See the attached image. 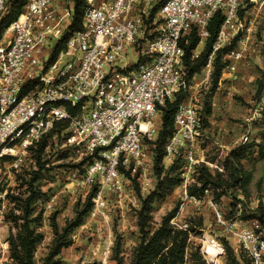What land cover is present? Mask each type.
<instances>
[{
	"label": "built area",
	"instance_id": "obj_1",
	"mask_svg": "<svg viewBox=\"0 0 264 264\" xmlns=\"http://www.w3.org/2000/svg\"><path fill=\"white\" fill-rule=\"evenodd\" d=\"M10 1L0 0V184L5 164L23 166L31 156L36 165L32 152L57 124L67 122L60 147L76 160L89 158L81 177L90 187L98 183L92 200L99 210L104 188L122 196L123 170L136 171L147 162L146 140L159 133L161 108L177 93H189L181 41L194 29L206 40L210 21L221 12L225 19L207 63L210 68L215 52L230 44L231 30L242 27L239 9L244 0H87L82 29L72 32L56 54L54 48L69 32L73 1L28 0L3 28ZM153 24L156 28L148 32ZM246 51L243 47L227 54L224 68L234 70ZM131 56L145 61L130 69ZM201 122L200 108L186 99L176 111L175 132L165 147L167 157L183 156L182 187L186 198L199 204L206 202L210 190L203 199L189 196L188 185L197 183L193 176L200 166L224 172L227 157L197 155L205 138ZM249 141L247 134L241 144ZM5 196L0 191V198ZM208 202L223 236L238 244L250 264H264V231L239 226ZM2 218L0 212V223ZM210 242L219 249L221 263L223 243Z\"/></svg>",
	"mask_w": 264,
	"mask_h": 264
},
{
	"label": "rangeland",
	"instance_id": "obj_2",
	"mask_svg": "<svg viewBox=\"0 0 264 264\" xmlns=\"http://www.w3.org/2000/svg\"><path fill=\"white\" fill-rule=\"evenodd\" d=\"M57 1L63 3L65 0ZM239 19L242 27L231 30V41L239 38L237 50L246 47L243 60L234 70L228 71L224 68L215 92H212V64L210 68L204 66L190 82L187 101L200 108L201 116L205 114L207 104L212 109L208 117V126H202V131L208 139L200 140L197 152L199 157L216 160L220 155L227 156L242 145L243 136L249 134L248 143H251L255 139L260 141L258 134L264 132V96L259 99L258 95V81H264V0L254 2L244 0L239 9ZM155 28L154 24L148 25V32H153ZM243 41L248 42L246 46L241 44ZM204 45L205 40H201L195 55L203 51ZM138 47L136 45L135 51ZM137 62L136 56H131L128 61L131 67ZM157 136L152 141H155ZM146 147L149 153L147 162L136 171H129L131 179L125 174L126 189L122 196L118 197L117 194L104 188V206L96 210L95 204L93 205L83 224L72 233V245L62 250L60 264H118L117 258L122 259L124 264L130 263L134 249L140 242L138 228L140 199L149 195L157 183L153 148ZM64 153L67 155L63 157ZM30 158L31 156L25 160L23 166L19 163L16 166L14 161H10L2 167L0 186L6 191V195H19L18 187L22 180L29 179L31 172L38 171V166L31 164ZM83 160H76L73 154L62 150L55 140H52L49 148L45 150L43 161H47V164L36 184L42 191V196L36 205V213H42L38 230L42 232L44 239L37 246L35 264H44L54 238L50 225L51 215L56 214L59 226L64 227L67 222L75 218L89 194L97 187L100 188L98 183L90 187L83 182L81 170L86 167L89 159L79 166ZM174 160L173 157L165 156V168L170 167ZM242 164L248 179L246 178L240 187L229 188L218 203L213 200L211 191L204 203L199 204L192 198H186L182 184L167 198L154 203L153 229L160 225L165 215L179 205V211L172 223L191 230L186 264H195L196 254L209 264L204 252L207 258L212 254L209 253L211 251L207 249L206 243L211 240L222 243V239H226L215 221V210L209 200L217 204L218 208L226 213L228 219L239 226L264 231V223L257 219H247L254 213L259 216L263 213L264 217V159L255 152L252 159ZM76 169L79 170V174H74ZM21 190L23 192L25 189L21 188ZM22 197L26 198L27 194ZM13 207L14 203L7 196L0 198V212L3 215L0 223V264L10 261L8 238L11 233L17 232L11 219H6ZM228 242L237 259L244 264L243 261L247 258L238 244L232 239ZM227 263L225 252L221 263L218 264Z\"/></svg>",
	"mask_w": 264,
	"mask_h": 264
},
{
	"label": "trees",
	"instance_id": "obj_3",
	"mask_svg": "<svg viewBox=\"0 0 264 264\" xmlns=\"http://www.w3.org/2000/svg\"><path fill=\"white\" fill-rule=\"evenodd\" d=\"M27 1L28 0H11L9 2L8 12L2 24L3 28L8 27L9 24L19 16ZM72 1L73 17L69 26V32H67L58 45H56L54 54H56L60 48L64 47L72 32L82 29L84 12L88 7V1ZM162 3L163 2H161L159 6ZM157 9L158 6L151 11V22L154 19ZM240 16H242V13ZM224 19V15L221 12L214 15L208 25L209 37L205 40L204 49L198 57H195V51L201 43V38L195 29L181 41V46L184 49L183 63L189 84L193 77L199 74L202 68L207 65L209 57L213 53V44L218 38ZM238 40L239 38H234L229 45L215 52L212 61L213 72L211 74L213 85L212 92L216 91L220 78L222 77L225 67L224 57L236 49ZM144 61V58L140 57L138 62L130 69L138 68ZM258 95L259 99L264 96V82L262 80L258 81ZM187 96L188 93L181 91L175 95L172 101H167L165 103L161 108V128L156 140H146L148 146L153 148L154 173L157 177V183L155 189L149 195L141 197L140 199L141 207L138 211L140 242L135 247L129 264H186L191 230L190 228H182L172 223L179 211V205H176L172 211L162 218L160 225L156 229L152 227V212L155 202L167 198L175 188L180 186L183 182L180 171L184 163L183 156L175 158L173 164L168 168L164 166V158L166 156L165 147L175 132L174 118L176 111L180 104L186 100ZM73 111L75 112L76 110ZM204 113L201 124L203 127H207L208 117L212 113L210 105L207 104L205 106ZM67 127V122L57 124L49 136L38 144V148L32 152V159L36 162L38 171L31 172L29 179L25 178L22 180L20 187H18L19 195H6L7 198L11 199V202L14 203V207L10 210V213L7 214L6 219H11L10 221L14 223L17 232L16 234L11 233L8 238L10 261L5 264H35L37 246L44 239V235L38 230L42 221V213H36V205L42 196V191L36 184L40 180L42 172L47 164V161H43L46 148L50 146L52 140H55L56 135L59 140L55 141L61 143L63 140L61 134ZM258 137L260 141L255 139L251 143L242 144L227 155L224 162L223 173L218 171L213 173L207 167L200 166L197 175H195L197 183L191 184L188 187V195L196 197L197 199H203L205 190L209 189L212 192L213 200L218 203L222 197L226 195L229 188L240 187L242 182L246 178L248 179L242 163L252 159L255 152H257L261 159H264V132L258 134ZM66 155L67 154L64 153L63 157ZM88 159L89 158L83 160L79 166L84 164ZM84 171L85 169L81 170L82 173H84ZM123 171L131 179L130 172ZM133 180H135V178H133ZM21 188L25 190L21 192ZM136 189L139 191L137 185ZM0 191H4L1 186ZM93 191L89 194L81 210L77 211L75 218L67 222L64 227L61 228L59 226L56 214L51 215L50 225L53 230L54 238L50 250L44 259V264L61 263L59 258L62 250L72 245V233L83 224L84 218L93 207ZM26 194L27 197L23 198L22 196ZM260 210L261 212L263 211L262 208H260ZM247 219H257L264 223L263 213L260 216L254 213L248 216ZM222 241L227 255V264H242L237 259L228 240L223 238ZM194 257L196 261L195 264H207L198 254L194 255ZM243 262L244 264H250L248 260ZM117 263L124 264L123 260L120 258H117Z\"/></svg>",
	"mask_w": 264,
	"mask_h": 264
},
{
	"label": "bare ground",
	"instance_id": "obj_4",
	"mask_svg": "<svg viewBox=\"0 0 264 264\" xmlns=\"http://www.w3.org/2000/svg\"><path fill=\"white\" fill-rule=\"evenodd\" d=\"M206 244V246H208L207 249L211 251L209 253L212 254L208 255L209 261L213 262V264H218L220 262L219 249L214 243H211L210 241H208Z\"/></svg>",
	"mask_w": 264,
	"mask_h": 264
},
{
	"label": "crops",
	"instance_id": "obj_5",
	"mask_svg": "<svg viewBox=\"0 0 264 264\" xmlns=\"http://www.w3.org/2000/svg\"><path fill=\"white\" fill-rule=\"evenodd\" d=\"M205 135V134H204ZM205 138L208 139V137L205 135ZM221 146H225V145H221Z\"/></svg>",
	"mask_w": 264,
	"mask_h": 264
}]
</instances>
